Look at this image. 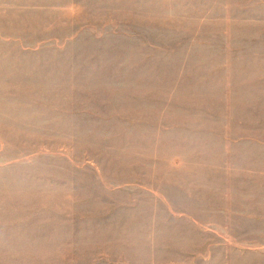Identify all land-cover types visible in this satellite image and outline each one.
I'll return each mask as SVG.
<instances>
[{"label": "rangeland", "instance_id": "obj_1", "mask_svg": "<svg viewBox=\"0 0 264 264\" xmlns=\"http://www.w3.org/2000/svg\"><path fill=\"white\" fill-rule=\"evenodd\" d=\"M0 264H264V0H0Z\"/></svg>", "mask_w": 264, "mask_h": 264}]
</instances>
